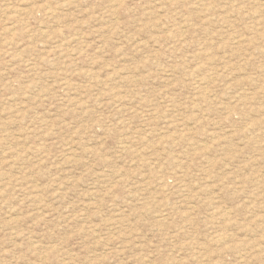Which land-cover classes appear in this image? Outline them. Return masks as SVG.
Instances as JSON below:
<instances>
[{
	"label": "rangeland",
	"instance_id": "rangeland-1",
	"mask_svg": "<svg viewBox=\"0 0 264 264\" xmlns=\"http://www.w3.org/2000/svg\"><path fill=\"white\" fill-rule=\"evenodd\" d=\"M0 264H264V0H0Z\"/></svg>",
	"mask_w": 264,
	"mask_h": 264
}]
</instances>
